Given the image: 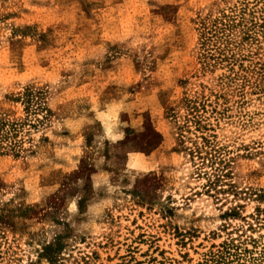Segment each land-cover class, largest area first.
Segmentation results:
<instances>
[{"label": "rangeland", "instance_id": "374dc122", "mask_svg": "<svg viewBox=\"0 0 264 264\" xmlns=\"http://www.w3.org/2000/svg\"><path fill=\"white\" fill-rule=\"evenodd\" d=\"M257 2L0 0V264H264V37L199 29Z\"/></svg>", "mask_w": 264, "mask_h": 264}, {"label": "trees", "instance_id": "16d2710c", "mask_svg": "<svg viewBox=\"0 0 264 264\" xmlns=\"http://www.w3.org/2000/svg\"><path fill=\"white\" fill-rule=\"evenodd\" d=\"M259 3L260 0L257 5ZM255 10L245 5L239 9H230L229 12L222 11L213 14L210 11L201 19L199 24L201 46L205 50L204 60L209 65L211 62L222 63L229 76L236 73L234 67L240 61L238 52L242 43L260 35L264 37V5ZM254 72L253 74H256L258 78L256 89L264 90V64H259ZM250 79L249 75L244 74L245 82L249 84ZM22 102L34 113L49 114L44 95L39 90L28 88L22 96ZM183 106L187 114L184 118V126L187 127V124L192 123L197 132L207 131L208 125L204 124V117L201 114V111L205 109L204 101H187L183 103ZM3 126L4 124L0 123V146L5 140ZM201 138L205 139V136ZM198 150L201 149L198 148Z\"/></svg>", "mask_w": 264, "mask_h": 264}]
</instances>
